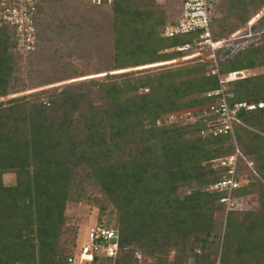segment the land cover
I'll list each match as a JSON object with an SVG mask.
<instances>
[{"label":"trees","instance_id":"16d2710c","mask_svg":"<svg viewBox=\"0 0 264 264\" xmlns=\"http://www.w3.org/2000/svg\"><path fill=\"white\" fill-rule=\"evenodd\" d=\"M92 1L38 0L35 24L38 38L43 28L81 36L89 24L109 48L96 71L106 79L16 95L85 74L62 63L33 85L34 60L24 77L17 30L0 20V264L77 263L82 243L66 220L69 204L115 216L100 225L117 230L119 253H95L90 264H264V107L243 111L246 126L236 127L241 186L233 196L256 198L257 207L228 212L226 192L210 186L230 176L222 162L236 145L200 116L220 76L264 67V0H215L212 39L222 45L176 66L163 63L191 56L201 42L200 31H159L174 18L165 4L183 0ZM252 19L262 36L247 45L231 40ZM39 48L28 55L41 54L37 66L51 57ZM152 65L158 71L109 74ZM226 86L231 102L264 101V71ZM187 111L198 119L186 122Z\"/></svg>","mask_w":264,"mask_h":264},{"label":"built area","instance_id":"2783aa9c","mask_svg":"<svg viewBox=\"0 0 264 264\" xmlns=\"http://www.w3.org/2000/svg\"><path fill=\"white\" fill-rule=\"evenodd\" d=\"M38 0H0V20L5 21L15 27L18 36L24 46L31 48L36 39L35 13L37 12ZM100 1V0H98ZM215 0H183L182 14L173 20H169L162 28V34L166 37H173L178 34H186L194 31H200L198 44L203 51L211 49L214 51L222 45V41L215 42L212 39L211 14L210 9ZM190 48L189 45L180 47L181 50ZM212 65L213 73H219V64L213 53ZM246 71H232L226 77L220 76V88L208 91L207 97L212 98L214 102L206 108L200 115L209 126L210 132L214 135L229 134L232 136L236 145L235 154L228 160L222 162L223 165L231 166L228 170L230 176L224 180L210 186V189L225 191L226 195L221 198V202L226 204V211L238 209L241 207L243 198H235L233 190L241 186L237 180L236 169L238 157L241 154L236 139L237 125H244L241 118L243 111H253L264 107V101L259 103L249 101L231 102V94L227 91L226 83L246 77ZM172 116V118H174ZM186 122L198 119L192 112L187 111L182 114ZM264 135V133H262ZM253 167V163L250 162ZM118 232L113 227L95 225L87 232L86 241L78 248L75 264H90L95 253L101 252L108 257L117 256L119 253ZM74 258H69L73 262ZM88 261V263H85Z\"/></svg>","mask_w":264,"mask_h":264},{"label":"rangeland","instance_id":"374dc122","mask_svg":"<svg viewBox=\"0 0 264 264\" xmlns=\"http://www.w3.org/2000/svg\"><path fill=\"white\" fill-rule=\"evenodd\" d=\"M86 3L89 5L93 4L92 0H85ZM158 2L161 3H166L167 0H157ZM109 5H105L107 9ZM105 9V8H104ZM103 9V10H104ZM164 9L170 13L171 17L173 19L178 18L182 14L183 10V3H178V2H173L169 1L165 4ZM96 19L98 20L100 17V11H96L95 15ZM254 19H252L247 27H243L241 30H239L237 33H235L233 41H239L243 45L248 44L254 41H257L262 34L259 33L258 35L253 33L252 30L250 29L252 22ZM40 31V30H39ZM95 29H93L89 24H85V29L83 34L80 35H72L70 33H59L57 29L55 30L52 28V31H45L43 28L40 38H38V31L36 27V39L35 42L32 44V47L29 48L26 45L24 46V42L20 40V48H21V55L19 56V62L21 63V66L23 67V72H24V77L28 78V75H30V59L34 60V68L31 71V83L37 84V82H43L45 77L47 75H52L54 72L56 73L57 71L60 70L62 67V63L67 64L69 68H76L78 71L81 73H84L85 76L81 77H76V78H71L65 81H59V82H54L50 85H45L42 87H36L33 89H29L23 93L16 94V95H21V94H26L42 89H48L51 87H62L65 84L74 81V80H83V79H88V78H96V79H106L107 73H96L98 65L100 60L103 58L107 49V45H103V41L95 34ZM159 31H161V26L159 27ZM38 39L40 40L38 43ZM230 40V39H229ZM228 41V40H227ZM226 41V42H227ZM223 43V41H222ZM40 46H39V45ZM38 47H44L50 54V60L43 61L41 66L39 65V61L41 58V54L36 55L32 54L30 56L29 52L31 51H36ZM219 47V46H218ZM39 48V49H40ZM54 52V53H53ZM202 50L200 49V46H196L193 49V54L191 56H187L185 58L181 59H176L172 60L170 62H165L163 63L164 65L167 64H172L173 66H176L178 64H182L184 60H188V58L192 56H197L201 55ZM205 52V51H204ZM206 53V52H205ZM59 54V55H57ZM213 54L208 55L211 57ZM162 65V64H160ZM146 70V72H156L158 71L157 65H152V66H141V67H134V68H129L125 70H120V71H113L110 72L109 74H114L118 72H124V71H138V70ZM264 67L258 70H253L247 72V74H254L257 72H263ZM70 72H73L70 70ZM43 76V78H42ZM15 96V95H13ZM12 97V96H10ZM4 181L7 184H14L16 182L15 175L14 174H7L4 176ZM250 207V208H256L257 207V199L256 198H251L250 196L243 197V202L241 204V207ZM240 207V208H241ZM113 216V217H111ZM114 215H110L109 212H103L98 209V207H91V206H86L83 204H69L67 206L66 210V220L68 224L76 228L78 231V244L84 243L86 241L87 237V232L89 229L95 225H100L104 224L105 222H108L114 218ZM111 224V223H110ZM105 227H112L109 226V224H105ZM81 244V245H82ZM77 250V248H76ZM77 254V253H76Z\"/></svg>","mask_w":264,"mask_h":264}]
</instances>
